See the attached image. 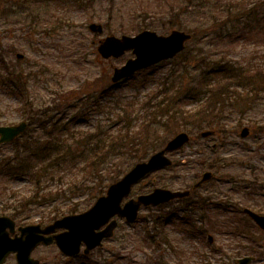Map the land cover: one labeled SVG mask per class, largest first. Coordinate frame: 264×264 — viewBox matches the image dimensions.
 Segmentation results:
<instances>
[{"label": "rangeland", "instance_id": "rangeland-1", "mask_svg": "<svg viewBox=\"0 0 264 264\" xmlns=\"http://www.w3.org/2000/svg\"><path fill=\"white\" fill-rule=\"evenodd\" d=\"M248 1L251 4L255 2L257 5H262L260 2L264 0ZM61 3L51 2L43 18H49L44 28L36 26L34 32L30 33L27 32L26 25L12 24L10 22L13 21L12 17L5 19L7 17L0 16V55L5 64L24 69L26 72L31 71L32 77L28 82L27 94L29 93L36 105L41 107H53L58 100L71 103L64 113H62L63 108L57 107L55 112L48 113L49 116L51 114L70 116L75 111L82 112V89H86L88 83L96 78L103 77L102 79L106 78V80L108 78L110 82L112 69L132 56L130 51H127L118 58L103 59L96 53L94 45V52L90 54L86 49L87 57L85 61H82V47L79 49L75 46L81 45L82 32L88 37V43L93 41L97 43L103 35H133L144 29L141 27L150 23L159 26L154 30L160 34H167L173 28L187 31L192 29L195 23L192 18H184L180 14L171 16L168 9H170L169 5L173 4L172 0H62ZM85 4L88 5L82 7ZM4 5L3 0H0V8ZM174 8L175 11L179 9L176 4ZM230 9L233 10V8ZM7 14L10 16L9 13ZM19 15L17 14L16 18L22 21ZM57 15L65 21L56 23ZM88 19L90 22L95 21L104 26L101 36H94L88 31ZM8 20L9 24H7ZM249 21V27L245 29L241 27L244 21L241 23L239 20H236V23L230 21L223 33L224 36L214 43L216 47H204V51L212 53L214 59L222 56L235 67L240 66L245 69L243 77L236 79L240 82L232 83L240 93V97L225 102L224 116L227 130L222 134L215 130L216 133L208 138H197L201 130L194 128L187 130L190 142L182 149L168 154L172 159V165L169 168L150 174L148 179H155L152 187L171 189L191 187L196 180V175L200 176L208 169L202 167L199 170V167L195 166V160L200 156L198 151L202 148L208 156L216 157L217 163L223 168H217L214 171L209 169L213 172L211 179L194 191L193 199L209 194L213 196L211 200L213 202L226 203L229 206L233 205L232 207H242L248 203L252 204L253 208L264 209V189H261L264 188V82L253 75L255 69L264 70V27L255 23L253 17H250ZM177 22L184 23L183 28H178L175 24ZM45 28L46 32L43 33L41 29ZM138 28L140 29L137 30ZM240 32L242 34L247 32V35H242ZM69 44H73L74 47H69ZM201 45H203L201 40L199 42L197 39L190 40L187 47H190L189 52L193 56L185 62L175 58L143 69L113 86L112 94H118L127 100H137L139 103L145 99L148 92L158 89V95H160L158 98L163 97V101H166L165 93L163 95L161 91L168 88V92L177 91L169 102L184 104L183 107L186 109L197 107L198 101L185 93L187 88L193 86L196 81L199 82L198 68H206V64H201L202 58L193 53ZM16 52L22 53L23 58H16ZM71 53L80 54V56L78 62L69 66L72 62L69 56ZM209 60L206 57V61ZM0 69L3 70L1 64ZM144 75L149 77H146L144 85L136 91L135 85L138 84L139 79L144 78ZM163 82H166L168 86L163 87L161 84ZM246 92H249V97L243 98L245 95L242 94ZM68 93L72 94L68 95ZM202 95L200 93L195 97L201 98ZM19 105L20 99L17 95L5 87H0V111L2 112L0 123H18L22 119L21 112L16 110ZM88 114L90 116L85 121L73 123L75 129H88L97 122L103 123L106 120V115L103 113L88 112ZM244 126L249 128L250 133L247 137L240 138L238 132ZM169 128L171 131L176 129L173 124ZM213 144H215L214 147ZM13 152L14 144L1 146L0 159L4 156H12ZM61 159L66 160L63 163H40L32 175L0 177V214L19 213L23 218L30 215L29 221L41 218L40 221L47 223V214L58 218L69 214L71 207L75 211L70 213L82 212L93 204L97 196L105 193L107 186L102 187L103 191L98 195L92 188L98 186V183L93 182L92 178L83 181V175L77 174V168L81 166V162L70 161L67 157ZM251 180H253L252 183H250ZM233 181L243 182H238L233 190H229ZM161 182H166L167 186L160 185ZM83 184L85 185L82 186ZM140 184L132 188L130 195L135 196L142 192L139 189ZM246 184L255 185L260 190L255 195L248 191L250 189L243 188ZM72 186L78 188L71 190ZM34 190L36 194L42 196L41 199H35V203L26 201L25 205H19L20 200L33 195ZM187 202L172 201L161 206L142 208L138 219L131 224L118 220L113 236L105 240L101 247L86 255L82 254L81 250L78 255L67 257L55 244L39 248L35 255L40 259V264H206V262L219 264L220 259L226 264H236L239 257L251 254L254 259L250 264H264V233H260L254 227L253 229L250 223H248L249 229L254 232V238L258 243L245 242L241 250L226 234L211 233L213 242L208 245L222 244L226 252L224 256L212 255L208 252L206 234L204 237L198 234L192 236L184 230H178L172 223L165 226L170 241L160 236L153 219L167 216L179 204L186 205ZM222 215L219 218H222ZM175 216L177 217V214ZM196 218L198 215L192 217L194 223ZM172 247L179 248L182 253H176ZM243 247L246 248L243 249ZM201 252L208 255L207 259L200 256ZM14 262L12 257H8L4 264H14Z\"/></svg>", "mask_w": 264, "mask_h": 264}, {"label": "trees", "instance_id": "trees-1", "mask_svg": "<svg viewBox=\"0 0 264 264\" xmlns=\"http://www.w3.org/2000/svg\"><path fill=\"white\" fill-rule=\"evenodd\" d=\"M61 1L3 0L5 5L0 8V16L7 17L5 19L12 17L13 21H10L12 24L26 25L27 32L30 33L34 32L36 26L44 28L45 22L49 19H43L48 11L46 8L51 2L62 4ZM172 2L173 4L171 3L170 9H168L170 15L180 14L184 18H192L195 23L192 29L187 31L191 33V40L197 39L198 42L201 40L203 43L195 50L197 53L194 50L193 53L202 58L201 64H206V68H198L200 83L196 81L193 86L186 89L185 93L194 97L199 105L193 109H186L183 107L184 104L169 102L177 91L168 92V88L161 91V94L165 93L166 101H163V97L158 98L160 96L158 89L148 92L145 99L139 103L137 100H127L118 94H112L111 90L114 85L110 84L108 78L107 81L106 78L102 79L103 77H101L88 83L86 89H82V112L75 111L70 116L64 114L49 116L48 113L55 112L57 107L63 108L62 113H64L71 103L58 100V103L53 107L37 106L29 93L27 94L28 82L32 77L31 71L26 72L24 69L5 64L0 55V64L3 67V70L0 69V87H5L19 97L20 105L16 110L21 112L22 119L27 120L28 123L26 131L12 142L14 144L13 155L0 159V177L32 175L40 163H63L66 159L61 158L67 157L70 161L81 162V166L77 168V174L83 175V181L92 178L93 182H97L98 186L92 188H94V193L97 192L96 194L99 195L103 191L102 187L104 188L117 180L133 163L145 159L152 152L160 149L176 131L209 128L222 134L227 130L224 116L225 102L240 97V93L232 83L240 82L236 79L243 77L245 69L240 66L235 67L230 61L224 60L222 56L214 59L212 53L204 51V47H216L214 43L224 36L223 33L230 21L233 23H236V20H239L240 23L244 21L241 27L245 29L249 27V18L253 17L255 23L264 27V1L260 2L262 5H257L255 2L251 4L248 0H172ZM88 4L82 5V7ZM175 4L179 8L176 11L174 10ZM3 10L4 13H2ZM17 14L21 15L19 19L22 18V21L16 18ZM90 19L87 21L89 22ZM55 21L60 23L65 19L57 15ZM7 24H9V20ZM175 24L178 28H183L184 23L177 22ZM156 27L159 26L150 23L141 28L155 29ZM41 31L45 33L46 28ZM242 35L246 36L247 32ZM75 46L79 49L82 47V61H85L87 57L86 49L90 54L94 52V45L92 42L88 43V37L83 32L81 45ZM187 46L188 43L184 51L176 57L182 62L193 56L189 52L190 47ZM69 47L74 46L69 44ZM69 56L72 58L69 66H72L78 62L80 54L71 53ZM206 57L210 60L206 61ZM253 71H255L253 75L258 76L264 82V70L255 69ZM142 72L145 74L144 71ZM146 77L149 76L144 75L143 79H139L138 84L135 85L136 91L141 88V85H144ZM161 84L163 87L168 86L166 82ZM200 93L203 94L202 97L196 98L195 96ZM242 95H245L243 98L249 97V92ZM88 112L103 113L106 115V120L103 123L97 122L88 129H75L73 123L80 120L85 121L90 116ZM1 114L0 111V118ZM171 124L176 127L174 131L169 128ZM70 141L71 143H69ZM211 153L213 154V152ZM206 154L207 152L200 153V156L195 160V166H198L199 170L202 167L210 168L213 171L223 168L217 163L216 157ZM59 159L61 160L59 161ZM72 174L75 173L72 172ZM196 176L198 177V174ZM144 182L139 185V189L142 192H147L152 188L153 183L148 178ZM238 182L243 181H233L234 184ZM252 182L253 180L250 183ZM160 185L167 186V183L161 182ZM75 188L78 187H70L71 190ZM245 188L256 189L255 185L250 184H247ZM254 193L256 192L254 191ZM35 199L40 200L41 198L33 194L20 200L19 205H25L26 201L35 203L33 201ZM211 200L213 199L209 195L197 199H193L190 195L182 199L181 203L188 201V204H181L167 216L153 219L154 226L159 229L157 230L158 234L170 241L165 225L171 222L192 236L198 234L204 237L206 233L226 234L232 238L233 243L240 250L244 241H255L253 238L255 234L249 229L247 218L234 219L237 215L242 214L239 207L232 208ZM19 205L13 206L18 207ZM226 210H232L233 214L229 212L232 217L225 215L224 211ZM74 211L75 209L71 207L69 212ZM179 211H184L188 218L176 217L174 219V215ZM221 214L223 217L219 218ZM196 215L199 219H196L195 223L203 221H200L198 225L192 221V217ZM167 220L169 221L167 222ZM208 248L212 255L224 256L226 254L222 244L212 245ZM174 251L178 254L182 253L177 247L174 248ZM200 256L206 259L208 257L202 252ZM206 264L212 263L206 262ZM219 264L226 263L220 259Z\"/></svg>", "mask_w": 264, "mask_h": 264}, {"label": "water", "instance_id": "water-1", "mask_svg": "<svg viewBox=\"0 0 264 264\" xmlns=\"http://www.w3.org/2000/svg\"><path fill=\"white\" fill-rule=\"evenodd\" d=\"M87 28L92 33L101 34L103 32L102 24L97 22L89 23ZM189 38V33L178 29L171 30L167 35H161L152 30H142L134 35L115 36L111 34L98 40L96 50L103 58H117L127 50H131L133 57L113 69L111 80L117 82L139 69L174 57L184 49V43ZM16 56L20 58L22 54L17 53ZM25 128V121H21L17 125H0V143L11 141ZM248 133V128L243 127L239 135L246 137ZM210 134L212 132L209 130L201 132L203 137ZM188 140L189 136L186 132L175 134L163 148L154 152L147 160L135 163L121 178L111 183L106 193L99 196L90 208L81 213L65 215L41 231L47 232L56 227H64V231L54 235L59 250L67 256H73L80 251V246L83 243L85 245L83 252L88 253L93 248L100 246L104 238L113 235V230L117 226V220L111 219L113 216L125 218L130 223L136 220L141 206L158 205L174 198L187 196L188 190L155 187L148 193L139 194L129 198L123 204L121 203L123 198L129 194L134 183L153 170L171 165L172 161L166 153L180 148ZM210 177L211 172H204L193 187L200 186ZM244 211L264 230V215L249 209ZM7 225L11 226L12 220L7 216H0V264L12 251L16 253L15 264H38V259L30 257L31 250L40 241L47 244L51 239L38 235L34 230L37 226L22 228V233H26L23 239L21 237L9 238L5 231ZM102 226L104 227L101 228ZM251 260L252 257L245 256L238 259V264H248Z\"/></svg>", "mask_w": 264, "mask_h": 264}, {"label": "flooded vegetation", "instance_id": "flooded-vegetation-1", "mask_svg": "<svg viewBox=\"0 0 264 264\" xmlns=\"http://www.w3.org/2000/svg\"><path fill=\"white\" fill-rule=\"evenodd\" d=\"M44 206V204H42ZM48 218V221L47 223H44L42 221H40L41 218H38L37 220L35 221H29L28 219H30V215H28L27 217H22L21 214L19 213H14L13 216H11V218L13 219L14 223L12 224V226H7L6 227V232L8 233V236H10L11 238L15 237V236H19L21 231H20V228L22 227H26V226H29V225H34V224H37L39 225V228H43L44 226L48 225L51 221H53V217H50L49 214L46 215ZM38 231V229H37ZM56 232L55 231H51V232H47V233H42L43 236H46V237H52ZM54 244V241H52L50 244L48 245H44V244H39L37 245L35 248H33V250L31 251V256L36 258V255H35V252H37V250L39 248H44V247H49V246H52ZM8 257H12L13 259H15V253H9L6 260L8 259ZM41 263V261H40Z\"/></svg>", "mask_w": 264, "mask_h": 264}]
</instances>
